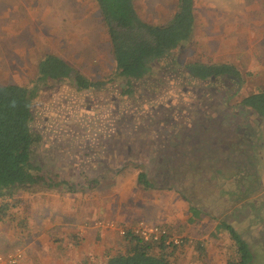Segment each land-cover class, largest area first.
<instances>
[{
    "label": "rangeland",
    "instance_id": "374dc122",
    "mask_svg": "<svg viewBox=\"0 0 264 264\" xmlns=\"http://www.w3.org/2000/svg\"><path fill=\"white\" fill-rule=\"evenodd\" d=\"M55 2L56 16L61 13V21H32L33 24L54 25L56 30L62 27L61 37H55L53 44L46 46V52L67 57L68 64L93 81L111 77L116 66L112 44L97 4L92 0ZM134 3L139 16L155 25L169 22L178 6V0H134ZM195 16L192 39L174 51L171 61L182 68L196 62L233 65L244 79L241 94L263 91L264 0H195ZM6 48L0 46V49ZM39 62L0 60V84L31 87L37 78ZM175 78L165 79V84L170 83L169 90L187 94V89L176 91L179 83L174 82ZM116 88L104 94L94 91L77 94L62 87L43 93L34 123L43 139L37 154L39 164L49 174L77 187L74 191L65 186L61 189L37 187L23 192L22 205L10 210L0 221V244L4 245L0 246V254L23 252L31 243L30 237L25 238L31 234V229L34 233L43 230L44 234L54 236L61 229L84 234L87 223L93 227L86 232V236L90 235L86 239L87 246L99 233L100 238L92 244L98 250L105 247L106 252H124L127 240L121 230L132 231L140 222H145L164 227L171 236L184 238V233H191V228L201 235L199 244L203 246L189 244L185 237L184 244L175 247V264H228L238 257L229 232L219 228L223 221L236 227L241 235L253 236L250 241L253 240L254 250L257 249L253 264H264V233H257L261 230L260 224H264V152L261 161L254 160L252 164L234 159L231 165L237 164L238 169L234 173L226 170L220 179L205 177L201 183L191 180L186 185L183 183L184 186L182 182L187 175L182 177L183 181L161 179L162 183L158 184L161 189L145 192L137 182V170L119 169L125 160L120 142L114 150L104 143L114 134V114L119 115L123 106L129 108L119 103ZM140 94L149 104H152L151 99L160 100L148 87H143ZM114 104H119L120 109ZM147 151L151 156L153 151ZM139 154L138 148L135 154L138 159L142 158ZM199 162L194 163L193 167H198L195 170L200 169ZM146 163L149 166L150 159ZM204 165L202 170L211 168L208 163ZM117 168V172H112ZM95 175L102 176L101 184L97 189L88 190L85 179ZM170 185L180 189L166 187ZM179 192L190 203L191 220H187L186 201L173 202L174 196L180 198L177 194L182 197ZM18 216L28 218L30 223L23 224L19 220L12 229L7 223Z\"/></svg>",
    "mask_w": 264,
    "mask_h": 264
},
{
    "label": "trees",
    "instance_id": "16d2710c",
    "mask_svg": "<svg viewBox=\"0 0 264 264\" xmlns=\"http://www.w3.org/2000/svg\"><path fill=\"white\" fill-rule=\"evenodd\" d=\"M93 1L101 11L112 44L116 66L111 77L93 81L65 60L47 55L38 63L37 78L31 87L0 84V221L9 215L10 210L22 205L20 195L26 190L37 187L61 189L65 186L70 191L75 189L70 182L49 174L37 158L43 139L35 129V115L47 89L62 87L81 94L91 90L101 92L105 86L123 83L126 85L123 94L130 97L134 83L150 78L153 68H157L162 59L169 58L194 35L195 0H178L173 18L163 25L143 20L135 8L134 0ZM184 68L194 79L221 76L232 78L239 87L244 83L242 74L233 65L196 62ZM243 106L253 109L264 118V91L245 98ZM92 182L98 184L97 180ZM138 183L146 190L157 188L145 172L140 174ZM251 219L254 221V218ZM260 226L261 230L257 233L261 235L264 233V224ZM219 228L229 232L238 257V260H230L228 264H253L257 251L254 250L253 240L250 241L253 236H243L236 227L223 221ZM125 238L129 244L127 252L111 256L106 264H175V247L145 242L130 231Z\"/></svg>",
    "mask_w": 264,
    "mask_h": 264
},
{
    "label": "flooded vegetation",
    "instance_id": "af4514ba",
    "mask_svg": "<svg viewBox=\"0 0 264 264\" xmlns=\"http://www.w3.org/2000/svg\"><path fill=\"white\" fill-rule=\"evenodd\" d=\"M171 56L162 59L158 67L153 68L150 78L134 83L130 97L123 94L126 86L123 83L110 84L97 92L104 94L114 86H119L116 88V97L119 103L130 108L123 106L120 109L119 104H114L120 109L119 115L114 114L112 119L114 134L104 141L110 150H114L120 142L125 160L119 169L137 170V182L140 174L145 172L157 188H161V185L158 186L162 183L161 179L164 182H176L178 178V181H183L182 177L186 175L182 184L191 180L201 183L205 177L220 179L226 170L234 173L238 169L237 164L231 165L234 159H244L250 164L254 160L261 161L264 152V118L253 109L243 106L244 99L254 92L241 94L243 85L239 87L232 78L219 76L194 79L185 68L172 62ZM169 76L172 79L176 76L174 82L179 83L180 87L176 91L187 89L188 93H172L169 90L170 83L165 84ZM143 87L155 91L160 100L151 99L149 101L152 104L147 103L148 99L140 94ZM138 148L139 155H142L140 159L135 155ZM147 150L153 151L151 156ZM148 159L149 166L146 163ZM196 161H200L199 170L193 167ZM206 163L211 168L202 170ZM102 176L86 178V187H98ZM94 180L98 184L94 185Z\"/></svg>",
    "mask_w": 264,
    "mask_h": 264
},
{
    "label": "crops",
    "instance_id": "0c3cea01",
    "mask_svg": "<svg viewBox=\"0 0 264 264\" xmlns=\"http://www.w3.org/2000/svg\"><path fill=\"white\" fill-rule=\"evenodd\" d=\"M92 2L94 1L92 0ZM55 3V0H0V46L7 47L6 49H0V55H5L0 56V60L41 61L47 55H54L46 52L45 49L46 46L53 44V39L55 37H61L62 34L60 31L62 30V27H59L56 30L54 25L45 26L37 23L33 24L32 21L36 22L46 19L51 21H61L62 14L60 13L58 17L56 16L57 9ZM98 10L101 14L99 8ZM60 58L65 61L68 60L67 57L64 56H61ZM257 92L260 91H254V93ZM96 187L88 190L92 191ZM140 188L145 192L161 189L156 188L146 190L141 186ZM177 196L180 198L177 199L174 196L173 202L179 203L181 202V199H184L187 203L185 204L187 205L186 208L188 210L187 220H191L189 201L186 200L183 195L181 197L177 194ZM179 205H181V203ZM19 220L24 224L25 221H28V218H20L18 216V218L15 217L14 220L8 221L7 225H10L13 229L19 224ZM86 225V228L83 229L84 234H80V231L78 230L68 231L61 229L60 232L56 233L54 236L47 233L44 234L43 230L34 233L31 229V234L25 236V238L30 237L29 241H31V243H29L22 252L24 258L19 264H106L111 256L125 254L129 249V244H126L127 248L124 252L114 253L115 251L110 250L106 252L107 248L105 247L99 248L98 250L97 247L92 244H95V239L98 240L100 238L99 233L92 237L94 241L90 243V246H87L86 243L90 235L86 236V232L93 230V227L89 225V223ZM193 229L194 228H191V233H188V235L184 233L183 237L189 239V244L203 246V244H199L201 241V235L199 233L196 234L195 231H192ZM0 246L4 245L0 244Z\"/></svg>",
    "mask_w": 264,
    "mask_h": 264
},
{
    "label": "built area",
    "instance_id": "2783aa9c",
    "mask_svg": "<svg viewBox=\"0 0 264 264\" xmlns=\"http://www.w3.org/2000/svg\"><path fill=\"white\" fill-rule=\"evenodd\" d=\"M110 227H113V224H110ZM129 231L145 242L157 245L162 244L167 248L180 247L184 244V238L171 236L164 227L158 225L140 222L136 228ZM129 231L121 230V234L125 236ZM23 258L24 255L22 252H15L7 255L0 254V264H19Z\"/></svg>",
    "mask_w": 264,
    "mask_h": 264
}]
</instances>
